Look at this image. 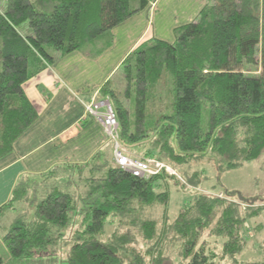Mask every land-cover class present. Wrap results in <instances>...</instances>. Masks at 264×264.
Segmentation results:
<instances>
[{
  "label": "trees",
  "instance_id": "obj_1",
  "mask_svg": "<svg viewBox=\"0 0 264 264\" xmlns=\"http://www.w3.org/2000/svg\"><path fill=\"white\" fill-rule=\"evenodd\" d=\"M150 1L0 0V159L37 118L23 90L25 82L71 52L98 57L111 44V29ZM23 23L28 26L24 34L19 31ZM173 34L172 42L153 37L126 56L117 72L122 74V91L113 78L101 86L100 96L111 103L120 140L128 144L148 140L152 149L146 156L170 164L207 151L221 169L259 158L264 152V0H207L198 15ZM252 66L256 74L248 72ZM165 76L170 81L163 91ZM165 94L167 103L159 105ZM100 157L110 160L99 152L87 163L71 166L87 170ZM109 162L102 176L86 178L90 184L84 198L86 216L67 264H147V256L149 264H174L161 250L168 234L180 242L185 264H212L204 241L200 243L209 226V233L223 240V255L243 251L238 231L242 216L235 203L199 194L168 222L169 191L156 187L161 177L170 176L160 172L137 177ZM57 168L62 166L41 176ZM170 178L182 187L176 177ZM23 180L0 207V215L8 213ZM154 204L166 211L161 229L156 219L145 216V208ZM73 210L69 192L56 189L36 204L31 218L16 216L0 238V264H30L55 256ZM109 215L128 218L144 241L154 243L143 254L134 247L130 229L105 237Z\"/></svg>",
  "mask_w": 264,
  "mask_h": 264
},
{
  "label": "crops",
  "instance_id": "obj_2",
  "mask_svg": "<svg viewBox=\"0 0 264 264\" xmlns=\"http://www.w3.org/2000/svg\"><path fill=\"white\" fill-rule=\"evenodd\" d=\"M153 1L154 6L148 4L111 29V44L98 57L71 52L25 82L23 90L37 118L0 159V207L23 179L39 178L56 166L83 165L99 152L110 153L102 125L86 113L85 105L102 99L101 86L117 74L132 50L150 37L172 42L173 30L193 20L207 2ZM13 219L0 226V238Z\"/></svg>",
  "mask_w": 264,
  "mask_h": 264
},
{
  "label": "rangeland",
  "instance_id": "obj_3",
  "mask_svg": "<svg viewBox=\"0 0 264 264\" xmlns=\"http://www.w3.org/2000/svg\"><path fill=\"white\" fill-rule=\"evenodd\" d=\"M149 4L154 6L155 2L152 0ZM0 8L2 9L1 3ZM19 31L23 34L28 31L27 24L23 23L20 25ZM248 72L256 74L258 70H256L255 66H252L248 68ZM121 75V73L116 74L112 79L113 85L120 91L124 87ZM165 77L163 85H160L163 91L168 89L170 81L167 76ZM166 95L162 97L163 99H161V104L159 105L167 103ZM105 98L107 99V97ZM93 101H89L85 107ZM86 113L90 115L87 110ZM105 139L107 138L105 137ZM107 141L109 140L107 139ZM119 144L124 149V153L130 158L136 156L145 159H157L153 156H146L147 151L152 149L151 142L148 140L136 144H128L120 140ZM108 147L110 153L106 152L105 156L109 158L110 155V160L107 161L105 158L100 157L96 162L90 164L87 170L76 166L64 165L62 168H57L40 178L26 179L21 182L16 199L10 201L6 208L9 210L7 211L8 213L6 216L0 215L1 227L7 225L11 218L18 217L19 215L31 218L36 204L49 192L56 189L69 192L74 200V210L71 211L70 221L67 227L62 229V235L57 240L55 246L56 255L39 259L36 263L31 262L30 264H67L66 259L70 246L73 244L74 238H81L78 235L81 232L86 216V213L83 212L85 207L84 198L90 185L86 178L100 177L104 174L106 167L110 163L109 161L112 162V142H110ZM160 161L168 165V169L171 170L167 172L162 170L161 172L166 173L170 177H176L183 184L181 187L174 179L166 176L161 177L157 181L159 185L156 187V190L165 189L170 194L167 208L168 222L173 220L179 209L187 204L192 197L199 194L218 197L225 200L226 203L231 201L237 206L239 214L242 216V221L238 225V231L239 238L245 245L243 251L232 257L223 255V240L221 236L210 234L211 226H209L202 231L200 243L204 241L205 250L209 254V261L212 264H244L248 261L264 260V152L259 158L243 162L232 169H221L218 166V159L208 151L204 155H198L192 159L189 158L187 162L183 163L173 162L170 164L163 160ZM183 175H185L186 180L183 178ZM189 178L193 182H190ZM164 212H166L164 208L158 204H154L151 208H145V216L156 219L158 229L163 227L162 216ZM106 220L105 237L110 235L114 230L119 233L130 229L135 235L134 247L143 254L154 243V241H144L139 236L138 229L130 226L128 218L122 219L115 215H109ZM170 236L168 234L166 241L162 242V252L172 263L185 264L186 260L180 256V242L175 239L171 240ZM2 247L0 241V254L3 252ZM145 260L149 264L148 256L145 257Z\"/></svg>",
  "mask_w": 264,
  "mask_h": 264
},
{
  "label": "built area",
  "instance_id": "obj_4",
  "mask_svg": "<svg viewBox=\"0 0 264 264\" xmlns=\"http://www.w3.org/2000/svg\"><path fill=\"white\" fill-rule=\"evenodd\" d=\"M87 112L100 122L105 137L112 142V161L115 166L135 175L148 178L162 170L171 171L158 159L130 158L124 153L119 139V127L109 99L94 100L86 107Z\"/></svg>",
  "mask_w": 264,
  "mask_h": 264
}]
</instances>
